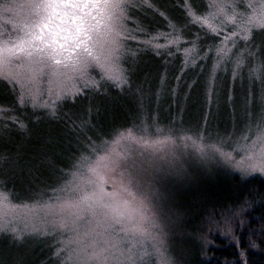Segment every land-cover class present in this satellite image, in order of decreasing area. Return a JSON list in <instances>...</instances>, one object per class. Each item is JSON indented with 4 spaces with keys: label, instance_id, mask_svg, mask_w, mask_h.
Segmentation results:
<instances>
[{
    "label": "rangeland",
    "instance_id": "374dc122",
    "mask_svg": "<svg viewBox=\"0 0 264 264\" xmlns=\"http://www.w3.org/2000/svg\"><path fill=\"white\" fill-rule=\"evenodd\" d=\"M163 1L110 0L124 5V16L115 25L121 35L113 37L108 32L112 21L108 10H105L98 27L80 51L98 54L101 51L107 52L114 46L116 48L107 72L94 64L89 66L87 77L94 80L95 85L85 86L83 78L67 67L65 59L60 65L50 67L47 61L41 63L37 57L30 60L27 56L18 54L6 68L0 66V71L11 72L18 78L16 86L10 87L0 76V95L9 94L22 107L53 111L63 100L75 98L88 88H95L89 91L92 93L89 95L91 100L96 93L108 94L117 87L120 93H138L145 103L142 108L147 109L146 99L152 97L158 102L161 100L164 81L159 79L156 87L151 89L147 88L144 76L138 81H128L127 61L136 59L133 46L153 47L158 44L178 47L182 36L178 31L157 32L158 35L153 32L141 34L137 29L142 27L138 23L140 21L143 24V19L134 11L144 9L145 15L151 11L150 13L162 16L165 11ZM186 1L188 15L187 6L190 5L195 16L200 17V21H197L189 15L192 21L211 33L210 27L215 29V35L223 34L217 46L215 65L204 74L198 70L199 76H202V86L197 82V91L201 94L203 92L201 99L204 100L206 109L211 111L219 108L221 91L226 84L229 94L243 92L240 95L243 104L239 107L238 116L247 118L244 124L239 130H235L233 136L204 140L202 133H206L202 130L199 131V139L198 131L193 129L173 135L167 131V127L163 129L155 121H148L146 118L145 126L137 121L134 126L118 131L130 129L132 138L127 135L120 137L116 132L96 151L85 156L88 161L82 163L80 159L76 162L71 172L66 174L65 182L48 195L33 193L36 198L23 197L19 200L0 183V228H15L23 235L22 240H16L9 231L0 230V244L8 243L13 246L12 253L34 259L51 250L59 257L62 255L66 264H117L118 260L120 264H174L171 233L168 230L170 223L167 225L164 209L166 201L162 187L166 186L161 187L162 184L190 180L199 171L198 168L218 170L222 168L221 164L243 177L264 176V172L249 170L250 164L261 163L259 151L249 153L250 158L240 163L245 153L234 151L233 147H224L223 151L231 154L225 157L211 147L214 144L219 146L220 140L233 146L236 142L243 143L241 137L255 138L264 127V71L260 68L264 64V20L260 19L262 12L259 7L264 4V0H194L193 5L190 0ZM42 2L46 0H0V61L3 60L2 49L5 42L11 46L33 37L35 27L44 12L27 5ZM171 7L176 8V5ZM245 27L250 31L249 40L244 39L247 35L243 30ZM160 33L165 36L159 35ZM133 36L136 39H131ZM152 37L157 38L151 44L143 43ZM113 39L116 40V45H113ZM172 39H176L177 43L169 44L168 41ZM186 49L192 51L186 55ZM220 49L231 51L225 55ZM183 52L185 58L189 57L193 63L196 62L193 60L192 46L183 48ZM75 58L76 54L73 55V59ZM238 60L243 61L239 67ZM40 68L43 71L38 78H34V70ZM120 75L126 81L123 84L115 79ZM20 82L23 83V88L20 87ZM76 88L80 91L76 92ZM4 98L8 99V96L5 95ZM6 105V102L0 103V109L5 110L0 112V118L6 112ZM254 105L257 110L252 114L250 108ZM160 107V102L153 106L155 109ZM233 120L235 119H231L232 122ZM114 158L119 161L115 171L111 170L110 165ZM89 168H94L95 171L90 172ZM120 173L125 174L124 184L128 191L122 190ZM101 185L103 193L100 192ZM24 188L20 194L29 193V186ZM107 193H114L115 196L105 195ZM98 201L111 207H100ZM4 257L5 253L0 259Z\"/></svg>",
    "mask_w": 264,
    "mask_h": 264
},
{
    "label": "trees",
    "instance_id": "16d2710c",
    "mask_svg": "<svg viewBox=\"0 0 264 264\" xmlns=\"http://www.w3.org/2000/svg\"><path fill=\"white\" fill-rule=\"evenodd\" d=\"M190 1L193 5L194 0ZM163 4L162 16L151 11L145 15L144 9L134 11L143 19L137 31L156 35L178 31L181 44L160 49L133 46L135 63L127 61L128 81L144 76L148 89L156 87L159 79L164 81L161 107L153 108L159 102L151 97L146 99L148 108H142L145 103L138 93H120L117 87L108 94L96 93L91 100L89 91L95 88H88L63 100L53 111L22 107L9 94H5L8 99L0 95V103L8 104L0 118V183L4 189L19 200L48 195L65 182L76 162L93 153L90 149L96 151L121 128L137 121L145 126L146 118L177 133L193 129L201 134L202 130L204 140L222 139L241 128L247 119L238 116L243 92L229 94L226 84L219 108L211 111L201 99L203 92L197 91L196 83L202 86L198 70L204 74L215 65L223 34L215 35L192 21L186 0H164ZM187 46L194 48L195 63L185 58L183 48ZM250 109L255 114L257 106ZM221 165L218 170L198 168L190 180L161 185L166 186L162 187L164 216L170 223L174 264H264V176L243 177ZM24 186H29V193L20 194ZM12 248L0 244V256L5 253L0 264H66L62 255L51 250L32 259L12 253Z\"/></svg>",
    "mask_w": 264,
    "mask_h": 264
},
{
    "label": "snow or ice",
    "instance_id": "6c2138e0",
    "mask_svg": "<svg viewBox=\"0 0 264 264\" xmlns=\"http://www.w3.org/2000/svg\"><path fill=\"white\" fill-rule=\"evenodd\" d=\"M28 7L31 8H35L37 10L43 11L45 13L49 14V17L51 16H57L60 15L64 9H80V8H96V9H104V10H108V14H109V19L112 21L111 24H109L108 26V32L113 35V37H118L121 35V32L118 31L115 27V25L119 24V21L121 18H123L124 16V12H123V8L124 5H122L119 2H110V0H104V3H99V2H95V3H89L88 0H83L82 3H77V2H72V0H46V2H42V3H34V4H30L27 5ZM9 6H6V8ZM259 7L261 8V20H264V4L259 5ZM188 11H189V15H191L193 17V19L200 21V17L195 16L194 11L191 9V6L188 5L187 6ZM116 13H118V15H116ZM204 23H206V21H204ZM210 27V26H209ZM210 30L215 33V29H211ZM247 35H245L244 39L245 40H249L251 38L250 36V31L247 27H245L243 29ZM159 35L161 36H165L164 33H160ZM233 35H235V33H233ZM157 37H152L150 40L147 41H143V43L146 44H151L153 40H155ZM167 38V37H166ZM36 39H39L36 36H33L31 39L29 40H21L19 43L13 44L11 46H9L8 42L4 43L3 46V60L0 61V66L2 67H7L8 64L11 63V60L14 56H17L18 54H22L24 56H27L30 60L33 57H37L39 58V61L41 63L47 61L48 62V66L50 67H54L57 65L61 64V60H58L56 57L58 55H61V51L60 49H63L64 53H66L65 56V60L67 61V67L73 71L76 72L80 75L81 78H83L84 81V85L87 86L89 84H93L95 85V81L94 80H90L87 77V70L89 68L90 65H96L98 66L102 71L107 72L109 67H110V61L112 59V57L115 54L116 48L115 46L107 51H101L98 54H92L89 53L88 51H84L83 53L77 52L76 53V58L73 59V55H72V49H65L63 45H60L59 48H57V46L55 44H51V43H45L42 39L40 40L39 44L34 43V41ZM131 39H136L135 36L131 37ZM227 39V37H226ZM169 44H175L177 43L176 39H172L168 41ZM113 45H116V40L113 39ZM75 48H79L80 44H76L74 46ZM154 47L156 48H160V47H165V45H154ZM192 51V49H186V55L189 54ZM220 51H224L225 55H227L228 51H231L230 49L225 51L224 49H220ZM242 60H238L237 61V67L240 66V64L242 63ZM261 71H264V64H262L260 66ZM43 69H36L34 70L33 76L34 78H38V75L40 72H42ZM255 71V70H253ZM0 76H2L6 82L9 83L10 87H15L17 82H18V78L15 74L11 73V72H3L0 71ZM115 79L117 80L118 83L123 84L125 83V79L122 75L120 76H116ZM20 87L23 88L24 85L22 82H20ZM76 92H79L80 89L76 88L75 89ZM23 101V97L21 96V102ZM5 111L4 109H0V112ZM12 119H15L14 117ZM21 127H23V125H21ZM168 132L172 133L173 135H177L178 133L176 132V130L174 129H168ZM118 136L120 137H124L125 135H127L129 138H132V131L130 129H126L124 132H118L117 133ZM197 138L199 139V133H197ZM185 139H190L189 137H185ZM241 140L243 141V143L240 142H236L235 145H231L228 144L226 141L224 140H220L219 141V146L217 145H211V147L217 151L220 152L221 155L228 157L231 154L230 153H226L223 151L224 147H233L234 151L237 152H243L245 153V156L243 157L242 161L240 163H243V160L249 159L250 157L248 156L249 153H255L257 151H259L260 156H261V163L259 165H257L256 163H252L249 165V170L250 171H261L264 172V127L261 128L259 134L255 137V138H250L249 136H243L241 137ZM160 141H158L159 143ZM91 151L94 152V149H90ZM103 159V158H101ZM82 163L88 161V157H82L81 158ZM110 165H111V170L115 171V169L119 166V161L118 158H114L113 160L110 161ZM90 172H94L95 169L94 168H89ZM121 176V187L122 190L124 191H128L127 186L124 184V173H120ZM129 183H131V181H129ZM100 192L103 193V187L102 185L100 186ZM107 196H115L114 193H107L105 194ZM85 199H88V197H85ZM127 203V202H125ZM98 204L100 207H111L109 205H104L102 202L98 201ZM115 210V209H113ZM142 215V213H141ZM0 230H4V231H9L14 239L16 240H22L23 239V235L22 233L18 232L15 228H0ZM229 231H231V228L229 227ZM94 255H98V254H94ZM241 257L244 256V252L241 251L240 253ZM128 261H131V257H128ZM117 264H120V261H117Z\"/></svg>",
    "mask_w": 264,
    "mask_h": 264
},
{
    "label": "flooded vegetation",
    "instance_id": "af4514ba",
    "mask_svg": "<svg viewBox=\"0 0 264 264\" xmlns=\"http://www.w3.org/2000/svg\"><path fill=\"white\" fill-rule=\"evenodd\" d=\"M72 2L82 3L83 0H72ZM88 2L104 3V0H88ZM104 13V9L96 8L64 9L60 15L49 17V14L44 12L33 33V36L39 38L34 43L39 44L42 39L45 43L55 44L57 48L63 45L65 49H72V55H75L87 45ZM78 43L80 47L75 48ZM60 51L61 55L56 58L62 61L66 53L63 49Z\"/></svg>",
    "mask_w": 264,
    "mask_h": 264
}]
</instances>
